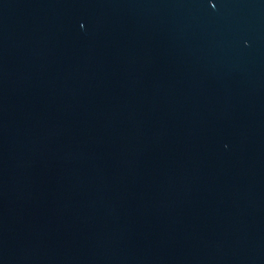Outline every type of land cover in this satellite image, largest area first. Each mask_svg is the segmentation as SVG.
<instances>
[{"label": "water", "instance_id": "water-1", "mask_svg": "<svg viewBox=\"0 0 264 264\" xmlns=\"http://www.w3.org/2000/svg\"><path fill=\"white\" fill-rule=\"evenodd\" d=\"M0 264H264V0H0Z\"/></svg>", "mask_w": 264, "mask_h": 264}]
</instances>
